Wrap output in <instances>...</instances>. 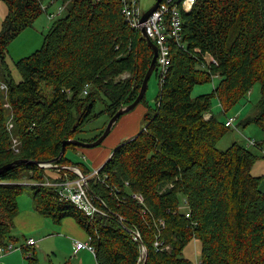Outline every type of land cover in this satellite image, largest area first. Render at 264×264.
Here are the masks:
<instances>
[{
    "label": "trees",
    "instance_id": "obj_1",
    "mask_svg": "<svg viewBox=\"0 0 264 264\" xmlns=\"http://www.w3.org/2000/svg\"><path fill=\"white\" fill-rule=\"evenodd\" d=\"M2 1L9 14L0 32V66L7 74L19 144L10 135L0 94V169L19 159L32 162L0 174V248L18 241L11 228L27 176L35 183L29 186L35 209L56 225L75 219L92 237L97 264H144V249L146 264H193L182 255L196 240L202 245L199 264H264V191L262 178L253 172L259 158L238 142L217 149L232 130L214 114L206 118L214 100L227 115L260 84L257 114L243 126L256 124L264 131V0H196L188 13L182 11L186 50L171 40V69L155 107L147 97L138 106L147 110V126L116 144L97 169L69 159L70 152L88 150L69 145L67 155L55 164L57 170L39 165L60 156L65 141L96 142L103 131L82 139L85 129L105 115V130L118 110L135 102L149 72L152 48L140 31L130 28L121 0H61L72 4L47 30L42 47L16 62L22 75L16 83L6 61L8 46L37 21L44 0ZM206 53L219 63L211 72L198 67ZM124 73L128 80L116 82ZM218 76L211 93L192 98L195 86ZM87 85L91 87L84 95ZM99 104L103 111L97 110ZM61 167H78L86 176L99 169L98 177L89 180V190L110 217L91 218L60 200L58 188L44 185L65 174L75 178ZM132 194H141L144 204ZM182 197L188 218L178 212ZM160 220L165 229L158 226ZM134 231L141 237L135 239ZM22 252L28 264H41L33 246L25 245ZM64 264L75 263L71 259Z\"/></svg>",
    "mask_w": 264,
    "mask_h": 264
},
{
    "label": "rangeland",
    "instance_id": "obj_2",
    "mask_svg": "<svg viewBox=\"0 0 264 264\" xmlns=\"http://www.w3.org/2000/svg\"><path fill=\"white\" fill-rule=\"evenodd\" d=\"M138 1L140 4L141 12H146L147 9L152 7L154 3L156 2V0H138ZM71 4L72 3L70 2L62 4L61 0H44L43 8H47V11L44 10V12L41 13V15L38 17L37 21H35L31 26L26 27L24 28V30L20 31V34L8 46L9 48H8V54L6 55V58H7L6 61H8L7 63L8 67L11 71V74H13L12 77L16 83H19L22 80L21 78L22 75L19 74L16 68V65H15L16 62L23 60L22 58L33 53L35 50L37 51L39 48L42 47L41 45L44 40V36L47 33V30L50 29V27L52 26L55 19H57V17H60V16L63 17L65 15V13L68 11V8L71 6ZM58 11H60L61 13L53 17V14L51 13H55ZM8 14H9V7L6 5L4 1L0 0V32L5 27V23H6L5 18ZM140 33L142 34V31ZM6 76H7L6 72L0 66V94L2 97V101L4 102L3 105L5 109V115H7L6 119H7L8 127L10 129V135L12 137V140L16 143L15 145H18L19 144V142H17L18 140L17 130L18 129L16 128V125L13 122L14 115H12V112L9 106L10 104L9 96H8L9 88L6 84V80H7ZM129 77H130L129 74L124 73L122 74V76L116 77L115 79H116V82L120 83L122 81H125L126 79L128 80ZM219 82H220L219 79H215L214 82L205 84L204 86H201V85L195 86V88L193 89L192 98L195 99L196 97L204 96L205 94L211 93L215 89V87L218 85ZM149 83L150 84H149L148 91L146 94V97H147L146 101L149 105H151L152 107H155L156 99L159 97L158 95L161 91L160 89L161 83L159 82L156 72H154ZM90 87L91 85H87V87H85V90L89 91ZM44 92L47 95H51V90L48 87L44 88ZM69 94H71V92ZM261 94H262L261 85L259 84V85L254 86L252 88L251 95L247 96V100L242 105L233 109L230 113L228 112L227 115L222 114L223 108H221V105L218 101L214 100L213 102L214 109L212 110V113L210 114H214L217 119L224 120V121H227L228 119L230 120L233 118L235 119L236 123H234V126L238 128L239 132H237L234 129L230 131V133L228 132L226 134V137H223L221 139L220 143L217 146V149L227 150L232 145H234V143L238 142L241 145H243L244 148H247L253 153L257 154L259 160L257 164H255L253 168V172H254V175H257L260 178H262V183H263L264 182V131L262 129H259L256 124H251V125H248L247 127L243 126V123L247 121V118H249L250 115L252 116V114L257 113L256 109L259 108L258 105L261 99ZM142 108H145V107L140 106L138 109H136L137 112L136 110H135V113L133 112L134 115L132 114V116L133 117L137 116V114L143 110ZM97 110L103 111L104 106L99 104L97 107ZM240 110L244 112L243 116L242 114H240ZM142 116L141 117L138 116V119H137L138 126H137V132L135 135H137V133L141 132L145 128V126H147L146 121L143 119ZM121 121L118 124H116V126L113 128L114 130L112 134L110 135L109 140L105 141L106 144L104 147L106 149L110 148V150H112V148H114L118 142L121 143L124 140H126L125 138H128V137H124V139L122 138V140L120 141L118 139V137L120 138L125 134V131L124 130L122 131L123 126L121 125L122 123ZM107 122H108V118H106L105 115H102L99 119L96 120V123L94 124L91 123L89 127L85 129L86 132L83 134L82 139L83 138L93 139L100 132L102 131L104 132L105 131L104 128L106 127L105 125ZM254 141L257 143V145L262 147L261 150L258 149V147H254L252 145V142ZM68 154H69L68 155L69 159L71 158L72 160L79 162V163L80 162L86 163L92 169H97L94 167V162L91 157H82V154H79V153L75 154L73 152H70ZM57 169L58 168H56L55 170ZM48 173L52 174L51 170H49ZM24 175L25 173L23 174V176ZM69 178H71V176ZM64 179H65V176L63 180ZM23 181L24 182L22 183L25 186H24V192L21 195V199L24 197H25L24 199L26 198L29 199L30 197L33 198L32 191L29 186L35 183H33L27 176L24 177ZM22 183L19 182V184H22ZM181 206H183L182 211H184L186 207L184 205V202L181 203ZM29 237L30 236H27V238ZM19 238H21V240H19L18 243L25 240L23 236H19ZM68 244L69 242L65 241L63 245L55 246L52 242H47L46 246H47V250L49 251H46L44 244L43 246L41 244L37 245L38 247L36 246L35 248L39 252L37 253V255L39 254L38 258L40 260V263L41 264H64L65 260L67 259L69 260V257H72L71 259H73V262L75 264H80L81 259L83 263L85 264L95 263V260H94L95 256L91 254H86L87 256H84V254L81 253L78 257V260H76V258H74V253L71 250H69L70 244L69 246ZM51 245H54L56 247L57 249L56 253H54L50 249ZM20 246L21 245H18L17 247H20ZM14 247L16 248L15 245ZM201 248H202V245H200V243L197 240L193 242L191 241L188 247L185 248L182 257L192 260L193 264H198L199 261H201L200 259L201 258ZM20 249L22 248H18V249L16 248V251L14 252L12 251L10 252V254L8 253V255L5 254L2 260L5 259V257H8L9 255H13L14 258H15V255H18V256L20 255L21 259H23V263L28 264V261L26 260L24 255H22L23 252ZM19 259L20 258H18V260ZM11 260H12V257L9 256V262H11ZM6 261L7 260H4L3 262L6 263ZM11 264H15V262L12 261Z\"/></svg>",
    "mask_w": 264,
    "mask_h": 264
},
{
    "label": "built area",
    "instance_id": "obj_3",
    "mask_svg": "<svg viewBox=\"0 0 264 264\" xmlns=\"http://www.w3.org/2000/svg\"><path fill=\"white\" fill-rule=\"evenodd\" d=\"M123 9L121 10L125 19L130 25L131 29H136L138 31H142V28H145L146 35L149 36L150 40L154 42L157 47V62H156V75L158 76L159 82L161 83L160 88L165 84V80L170 71V66L172 62V57L170 55L171 50V40L179 45V47L186 50V44L182 40V11L188 13L191 8H193L196 0H162L159 7L154 9L148 19L147 23L141 26L137 25L141 22L142 12L140 11V4L138 0H121ZM47 11V8H44ZM141 12V13H140ZM61 12L51 13L53 17ZM196 50V49H194ZM198 50V49H197ZM218 60L214 58V56L210 53L204 54L203 62L198 66L201 71H209L211 72L213 68L218 66ZM215 79H220L218 77H214ZM88 91L84 90L83 94L86 95ZM207 118V115H206ZM236 123L235 119H228L226 126L230 130H236L239 132L238 128L234 126ZM254 147L257 146V143L252 142ZM41 169H53L55 170L52 164L43 163L39 165ZM66 169V171H72L75 178H69L68 175H64L65 179L52 182V180L47 179L44 185L52 186L53 188H58L60 200L67 201L73 203L78 209L82 210L85 215L87 214L91 218L96 215H104L109 216V213L98 206V201L94 195L91 194L89 190L90 179H96L99 174L98 170H93L90 175L86 176L80 171L78 167H61ZM131 198L136 200L139 204H144V197L136 194H132ZM102 202V201H100ZM103 203V202H102ZM187 205V202H184ZM182 209V208H181ZM179 209L178 212L182 213V210ZM107 212V213H106ZM186 213V217H190L189 212ZM119 220L124 223L125 221L119 217ZM158 226L165 229L164 220H160ZM135 235V239L140 238V234L135 231L132 232ZM92 237L90 236L87 242L75 241L73 243L74 246V255H77L79 252H89L93 256L97 252V249L92 245ZM36 245V241L34 239L27 241V246L32 247ZM156 246L159 247V243L156 242ZM170 248V247H169ZM16 251V248L13 244H9L5 248H0V264H3L2 258L5 254ZM200 263V261H199ZM198 263V264H199Z\"/></svg>",
    "mask_w": 264,
    "mask_h": 264
},
{
    "label": "crops",
    "instance_id": "obj_4",
    "mask_svg": "<svg viewBox=\"0 0 264 264\" xmlns=\"http://www.w3.org/2000/svg\"><path fill=\"white\" fill-rule=\"evenodd\" d=\"M142 109L144 111L142 110L135 117L132 116V114L134 115L135 112L129 113L123 117V119L121 121L122 122L121 125L123 126L122 131L124 130L125 134L120 138L118 137L119 141L122 140V138L124 139V137H128L125 139H129V137L135 136V134L137 132V126H138V124H137L138 116L141 117L142 115H144V113H146L145 108H142ZM136 112H137V110H136ZM240 114H242V116H243L244 112L242 110H240ZM211 115L212 114L209 113L207 115V118H210ZM254 115L255 114H252V116H254ZM252 116L250 115L249 118ZM118 143H120V142H118ZM105 144H106V142L104 143V145L102 147L97 148V150L88 149V150H85V151L80 152V153L82 155H83V153H85V154H87L88 157H91L93 159V162H94V167L97 168V165H100L101 163H103V161H105L106 158H108V156L111 154L110 148L106 149L104 147ZM261 188L264 191V182L262 183ZM24 198L19 199V211L20 212L17 215V218L15 219V221L13 223V227L11 228L12 229V236L14 239H17L18 241L21 240V238H19V236H23L25 238V240L19 242L20 244L18 243V241L16 242L15 246L17 249L23 248L25 245H27V241L32 240V239H34L36 241V245L33 248H35L39 244H41L42 246L44 244L46 251H49V250H47V246H46L47 242H52L55 246H60V245H63V243L65 241H68L70 244V246L68 244L69 250H71L74 253L75 250H74L73 243L75 241L78 240V241H82V242H87V240L90 236L87 235V233L82 229L80 224L77 223L75 219L65 218L61 222V224L56 225L52 219L47 218V217H43L42 215H40L39 211L35 209L32 197H30L29 199L26 198L27 200ZM182 200H183V202H185L184 197H182ZM185 211H186V208H185ZM25 235L30 236V237L27 238V236H25ZM23 242H25V243H23ZM18 245H21V246L17 247ZM54 245H51L50 249L54 253H56L57 249ZM20 250L22 251V249H20ZM35 250L37 251L36 248H35ZM16 253H14V254H16ZM81 253L84 254V256H87L86 254H90L89 252H83L82 251V252H79L77 255H74V257H76V259L78 260V257ZM23 254H24V252H23ZM6 255H8V254H6ZM9 256L12 257L11 262L14 261L15 264H24L23 259H21L20 255L19 256L15 255V258L13 255H9ZM9 256L5 257V259L2 260V262L4 260H7L6 263L3 262V264H11V262H9ZM18 258H20V259L18 260ZM71 258L72 257H69V260ZM67 260H65V261H67ZM80 264H85V263H83L82 259L80 261ZM92 264H97V263L95 261V263H92Z\"/></svg>",
    "mask_w": 264,
    "mask_h": 264
},
{
    "label": "water",
    "instance_id": "obj_5",
    "mask_svg": "<svg viewBox=\"0 0 264 264\" xmlns=\"http://www.w3.org/2000/svg\"><path fill=\"white\" fill-rule=\"evenodd\" d=\"M162 0H156V2L154 3V5L152 7H150L149 9H147L146 12H142V17H141V21H147L150 13L154 10V9H157L160 5ZM142 36L144 38V41L147 42V44H149V46L152 48V55H153V59H152V62H151V65L149 67V72H147L146 76L144 77V80H143V85H142V88L140 90V93L139 95L137 96L138 98L135 100L134 103H131L123 108H121L120 110H118V113L115 114L109 121L108 123V128L105 129V131L100 135V137L97 138V141L96 142H85V141H79L78 139H71L69 141H65L63 143V146H62V150H61V153H60V156H58L55 160L53 161H50L48 162V164H52V165H55L60 159H62L63 157H65L67 154H66V150H67V147L69 145H75L77 147H79L80 149H97V147L101 146L104 141L108 140V137L110 136L113 128L116 126V124L118 123V121L123 118L124 115L128 114V113H131V112H135V110L137 109V107L141 104V102L143 101V99L146 98V94H147V91H148V87H149V82L154 74V72L156 71V62H157V51H158V47L157 45L152 42L149 38V36L146 35V32H145V28H142ZM32 161H25V159H19V160H16L14 163H10V164H7L5 165L4 167H2V169H0V174L2 172H4L5 170L9 169V168H14L16 165H19V164H22V163H25V164H29L31 163ZM37 164V162H34ZM56 168H59V166H54ZM144 255H143V258H144V261L146 264L147 261H146V258H147V250L144 249L143 251Z\"/></svg>",
    "mask_w": 264,
    "mask_h": 264
},
{
    "label": "clouds",
    "instance_id": "obj_6",
    "mask_svg": "<svg viewBox=\"0 0 264 264\" xmlns=\"http://www.w3.org/2000/svg\"><path fill=\"white\" fill-rule=\"evenodd\" d=\"M219 80H220V79H219ZM208 114H209V113H208ZM208 114H207V115H208ZM211 116H212V115H211ZM207 119H209V118H207ZM185 201H186V200H185ZM182 202H183V201H182ZM184 205H185L186 207H188V205H186L185 203H184ZM182 207H183V206H181V208H182ZM186 207H185V208H186ZM181 208H180V209H181ZM181 210H182V209H181ZM186 210H187V209H186ZM182 212H187V211L184 210V211H182ZM143 251H144V250H143Z\"/></svg>",
    "mask_w": 264,
    "mask_h": 264
},
{
    "label": "bare ground",
    "instance_id": "obj_7",
    "mask_svg": "<svg viewBox=\"0 0 264 264\" xmlns=\"http://www.w3.org/2000/svg\"><path fill=\"white\" fill-rule=\"evenodd\" d=\"M147 22L145 21H141L140 23H138L137 25H139V26H141V25H143V24H146Z\"/></svg>",
    "mask_w": 264,
    "mask_h": 264
}]
</instances>
